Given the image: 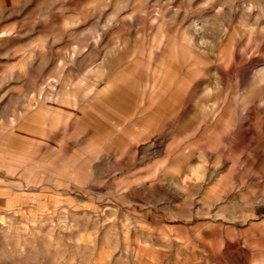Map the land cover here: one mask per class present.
Masks as SVG:
<instances>
[{
  "label": "rangeland",
  "instance_id": "1",
  "mask_svg": "<svg viewBox=\"0 0 264 264\" xmlns=\"http://www.w3.org/2000/svg\"><path fill=\"white\" fill-rule=\"evenodd\" d=\"M262 199L264 0H0V264H264Z\"/></svg>",
  "mask_w": 264,
  "mask_h": 264
},
{
  "label": "built area",
  "instance_id": "2",
  "mask_svg": "<svg viewBox=\"0 0 264 264\" xmlns=\"http://www.w3.org/2000/svg\"><path fill=\"white\" fill-rule=\"evenodd\" d=\"M262 206H264V199H262V202H261Z\"/></svg>",
  "mask_w": 264,
  "mask_h": 264
},
{
  "label": "bare ground",
  "instance_id": "3",
  "mask_svg": "<svg viewBox=\"0 0 264 264\" xmlns=\"http://www.w3.org/2000/svg\"><path fill=\"white\" fill-rule=\"evenodd\" d=\"M232 69V68H231ZM203 91V90H202ZM258 110V109H257Z\"/></svg>",
  "mask_w": 264,
  "mask_h": 264
}]
</instances>
